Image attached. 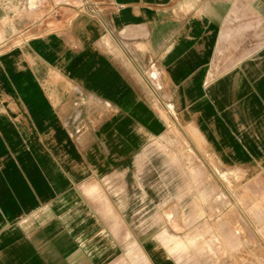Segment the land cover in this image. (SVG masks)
I'll return each instance as SVG.
<instances>
[{
	"label": "crops",
	"instance_id": "crops-1",
	"mask_svg": "<svg viewBox=\"0 0 264 264\" xmlns=\"http://www.w3.org/2000/svg\"><path fill=\"white\" fill-rule=\"evenodd\" d=\"M47 2L0 0V264L264 249V0Z\"/></svg>",
	"mask_w": 264,
	"mask_h": 264
},
{
	"label": "rangeland",
	"instance_id": "rangeland-1",
	"mask_svg": "<svg viewBox=\"0 0 264 264\" xmlns=\"http://www.w3.org/2000/svg\"><path fill=\"white\" fill-rule=\"evenodd\" d=\"M56 2L61 3L56 8L59 14L51 12V0H48L40 8L39 17L45 16L49 20L59 17L68 4L66 0ZM236 171L237 178L243 176L242 169L238 168ZM183 225L184 236H188L198 245L197 250L189 249V252L192 251L193 264H264V249L248 247L245 242L234 238L228 232V226L224 224L222 217H184Z\"/></svg>",
	"mask_w": 264,
	"mask_h": 264
},
{
	"label": "built area",
	"instance_id": "built-area-1",
	"mask_svg": "<svg viewBox=\"0 0 264 264\" xmlns=\"http://www.w3.org/2000/svg\"><path fill=\"white\" fill-rule=\"evenodd\" d=\"M60 5H61L60 2H56V0H51L49 9L51 10L52 13L59 14V12L56 11V8L57 7L59 8ZM44 19H47V18L45 16L41 18L39 17V20H44Z\"/></svg>",
	"mask_w": 264,
	"mask_h": 264
}]
</instances>
